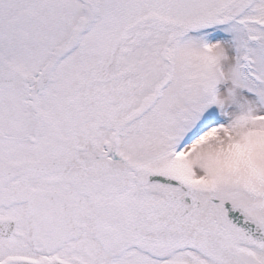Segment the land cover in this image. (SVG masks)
I'll return each instance as SVG.
<instances>
[{"label": "snow or ice", "instance_id": "6c2138e0", "mask_svg": "<svg viewBox=\"0 0 264 264\" xmlns=\"http://www.w3.org/2000/svg\"><path fill=\"white\" fill-rule=\"evenodd\" d=\"M0 264H264V0H0Z\"/></svg>", "mask_w": 264, "mask_h": 264}]
</instances>
